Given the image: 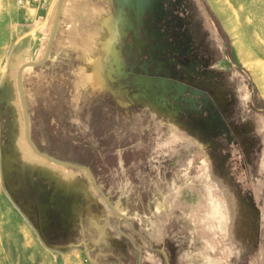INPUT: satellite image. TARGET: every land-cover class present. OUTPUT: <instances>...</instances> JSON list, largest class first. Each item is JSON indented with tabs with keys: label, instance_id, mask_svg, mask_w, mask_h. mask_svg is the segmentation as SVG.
Here are the masks:
<instances>
[{
	"label": "rangeland",
	"instance_id": "rangeland-1",
	"mask_svg": "<svg viewBox=\"0 0 264 264\" xmlns=\"http://www.w3.org/2000/svg\"><path fill=\"white\" fill-rule=\"evenodd\" d=\"M142 2L146 5L137 15L134 11L138 7L133 9L137 24L130 46L123 55L117 54L121 62L103 63L105 69L110 68L116 94L94 90L83 80L78 72L82 55L73 54V46H65L64 42H58L44 65L26 70L32 133L42 146L56 149L63 157L90 156L92 152L84 144L74 146L55 132L56 108L63 99L61 90L67 86L69 104L77 116L86 107L98 104L96 97L102 96L118 108L125 122L133 119L129 129L137 131L139 140L144 137L141 151L126 154L128 159L137 160L133 172L151 170L155 150L162 147L163 139L184 144L195 138L196 150L200 152L197 170H179L171 181L163 174L157 187L148 183L149 189L144 184L141 190L144 198L147 193L157 195L158 209L166 213L179 209L174 214L181 220L180 236L175 234L180 242L177 251L171 241L166 242L172 236L167 225L173 217L163 218L156 211L148 216L140 213L139 200L132 194L138 192L139 185L132 184L126 170L127 174H118L117 185L113 180L115 174L108 178L107 171L102 172L107 191L103 190L138 230L152 238L157 235L155 228L165 229L154 241L156 246L166 249L173 264H264V0ZM13 7L14 0H0V199L6 204L3 216L0 215L4 225L0 229V264H102L97 246L102 249L112 241L118 249L115 261L128 264L129 248L118 237V217L96 191L88 173L36 155L25 139L16 86L20 62L13 58L12 51L26 38L16 42L26 28L15 24ZM42 23L31 30L36 32ZM242 58L246 66L241 65ZM179 75L182 79L176 81ZM181 83L188 85L190 91H198L197 110L190 111L179 100L170 99L171 89ZM75 121L80 130L88 132L87 124L79 118ZM185 126L189 127L190 137L180 132ZM209 126L223 132L224 145L220 149L213 146V133L206 130ZM94 132L87 139L96 147L99 141ZM121 135L120 138L124 137ZM184 149L180 159L190 152L189 147ZM218 157L221 160L215 165L219 172L206 166ZM32 167L36 169V178L47 179L38 176L42 171L52 178V196L48 201L50 208L43 215L42 204L37 202L48 199L47 190L44 193L37 188L34 214L25 218L22 203L17 199H24L27 204ZM138 175L133 173L131 177ZM58 179L64 183L59 185ZM83 199L87 205V237L79 239L77 235L73 243H63L59 240L60 226L68 213L67 204L78 200L83 203ZM75 213L76 220L82 207ZM127 225L123 226L128 235L147 253L146 263L163 264L151 247L147 249L146 235ZM132 258V264H137L138 254Z\"/></svg>",
	"mask_w": 264,
	"mask_h": 264
},
{
	"label": "crops",
	"instance_id": "crops-1",
	"mask_svg": "<svg viewBox=\"0 0 264 264\" xmlns=\"http://www.w3.org/2000/svg\"><path fill=\"white\" fill-rule=\"evenodd\" d=\"M56 2L57 0H45L44 7L40 9L34 5L22 8L14 0L12 13L14 16L13 19H16L15 24L26 28L16 42L22 38H27L25 41V45H27L26 55L20 58V61L18 60L20 65L25 61L39 59L44 54L53 24ZM134 7L132 0H64L59 28L53 42L50 56L58 42H64L65 46H73V54L82 55V64L78 67V72L83 80L87 81L94 90L110 91L116 94L115 82L110 68L105 69L103 63L111 60L118 62L120 58L117 54L123 55L129 48L131 38L130 28L132 23L133 25L137 24V22L133 21L132 16ZM215 12L219 16L221 15L217 7L215 8ZM40 21H43L40 29L36 32L31 30ZM114 54L117 57L116 59ZM241 65L246 66L243 58ZM95 72L98 75H95ZM99 77L101 78L100 80ZM208 156L210 157L209 153ZM36 174L35 167H32L31 173L29 174L32 179L29 180L30 183L28 184L27 204L24 203V199H17L22 203L21 206L23 207L25 218L34 214L37 203L42 204L40 210L41 213L43 212V215L50 208L48 201H50V197L52 196V178L43 171L38 173V176H44L47 179L36 178ZM63 183L64 180L58 179L59 185ZM69 186L76 188L75 185ZM37 188L40 190L43 189L42 191L44 193L47 190V200H39L36 203L34 196ZM82 202L80 203L78 200L67 204L68 213L66 219L63 221V223L65 222L66 228H77L73 224L78 225L79 221L82 224L86 220L87 205H85L86 201L84 199ZM92 204L98 206L97 201H93ZM4 207H6V204L3 199H0V215L2 216ZM80 207H82V213L80 215L77 214L78 216L75 220V210H79ZM74 220L75 222H73ZM0 222V229L3 230L4 225L1 220Z\"/></svg>",
	"mask_w": 264,
	"mask_h": 264
},
{
	"label": "trees",
	"instance_id": "trees-1",
	"mask_svg": "<svg viewBox=\"0 0 264 264\" xmlns=\"http://www.w3.org/2000/svg\"><path fill=\"white\" fill-rule=\"evenodd\" d=\"M69 90L70 89L67 86H64V88H62L61 90L62 97L60 96V98L63 99L62 101L60 99L61 104L59 105L58 108H56L57 112L55 114L58 125V129L55 130L56 135L62 140L65 139L64 141L71 142L74 146L78 144H84V146H86L93 154L90 153V156L86 159H78V158L69 159L59 154L56 149H52L48 146L47 147L42 146L33 135L34 141L36 142L37 146L42 151H45L61 159H65L79 164L88 165L89 167H91V169L97 176L99 183L103 186L105 191L107 190L106 187L104 186V182L102 181L105 179L100 176L101 173L107 171L108 178L110 174L111 175L115 174L114 176L116 177H114L113 180L117 185L119 183L118 181L120 180L119 179L117 181L118 174L119 173L127 174L125 173L126 170L129 174L130 177L129 179L132 182V184L139 185L138 192L137 191L132 192L135 198L139 200L140 205L138 211H140V213L145 215H151L153 211H156V213L161 214L163 218H165L166 216L173 217L172 219L175 220V222L172 223L170 221V223L166 225L169 227L171 232L176 231L175 234L177 235V237L180 236L179 233H181L180 231L181 220L175 218L174 216V214L178 213L179 209H175L176 210L175 211L173 209L174 207L173 206L172 210H174L175 212L169 211L166 213V211H164L163 209L161 208L158 209L159 199L157 195L155 196L152 193L150 194L147 193L146 194L147 197L144 198L141 190L142 187H144V184H145V188L147 189L148 183L152 184L153 188L155 187V185L157 187L159 177L163 176V174H167L166 179L171 181L179 170L187 171L189 173H193V171L197 170L199 166L197 167L196 162L197 159H199L200 152L196 150L195 138H190V140L188 139V142L184 144H180V142L179 144L175 143L172 140H170V138L165 140L163 139L162 147L160 148L158 147L155 150L156 153L154 151L156 159L153 160V162L151 161L150 163L152 167L151 170L145 171L143 168L138 169L137 171L139 173L138 177L137 176L131 177L133 173H137L136 171L133 172L134 171L133 168L137 160H135L134 158L128 159L126 157V154L127 153L134 154L137 151H141L142 150L141 144H143L144 142L143 136L139 140L137 131L136 130L134 131V129L133 130L129 129V127L130 128L132 127L131 125L133 119L129 120L130 121L129 123L125 122V117H123L119 113L118 108L116 106H113L112 103L105 101L102 96L96 97L98 104L95 103L91 107H86L85 111L81 115L77 116L74 108L69 104L71 97ZM76 118H79L82 124H87L89 126L88 132L87 131L84 132L82 129L80 130L79 123L75 121ZM231 128L232 127H229V129ZM206 130L209 132L211 131L213 133L214 136L213 146H216L217 149H220L224 145L222 140L223 138L222 130L220 128L211 129V126H209V128H206ZM92 131L93 132L95 131L94 133H96L99 141L96 147H94L91 144L90 140L87 139L92 135ZM180 132L185 137H190L189 127L187 126L183 127L182 130H180ZM120 135L124 137L120 138ZM183 140H185V138ZM138 142H140V145H138ZM185 147H189L190 152L186 154L185 158L180 159L181 158L180 154L181 152L185 151L184 149ZM208 151L209 150H207V152ZM141 158L142 156L140 157V159ZM108 159L112 161L109 164L105 162V160ZM218 159L221 160L220 157L215 158L213 162L211 160L210 164L206 166L208 167L212 166L214 169H216L219 172V169L215 165ZM176 168L178 169L176 170ZM123 178H125V176ZM125 198L123 197V199ZM172 205L173 204H171V206ZM49 240L54 241L52 238H49Z\"/></svg>",
	"mask_w": 264,
	"mask_h": 264
},
{
	"label": "water",
	"instance_id": "water-1",
	"mask_svg": "<svg viewBox=\"0 0 264 264\" xmlns=\"http://www.w3.org/2000/svg\"><path fill=\"white\" fill-rule=\"evenodd\" d=\"M63 3H64V0H57L53 24H52L51 31H50V34H49V37L47 40L46 48H45V51H44V54L42 55V57L39 59H35V60L25 61L21 65H19V67L17 69L16 84H17V92H18V96H19V101H20L21 108H22V116H23V120H24V136H25V139H26L29 147L34 151V153L36 155L43 157V158L49 160L51 163L59 165V166L72 167V168L86 170L88 172L90 178L92 179V182H93L96 190L98 191V193H100L103 196V198L106 200V202L111 207L113 212L116 215H118L120 218L124 219L125 214L122 211L118 210L116 205L111 201L109 195H107L105 193V191L103 190V188L99 185L95 174L93 173V171L91 170V168L89 166L77 164V163L67 161V160H63V159L57 158L55 156H52V155L48 154L47 152H43L38 148V146L36 145V143L34 142V140L32 138L31 115L29 112V107H28V102H27V97H26V91H25V73L29 67L35 68V67H39L41 65H44L46 63V61L50 58V53H51V49L53 46V42H54L55 37L57 35V31H58L59 24H60V17H61V12H62V8H63ZM134 5L136 7H138L134 11L137 15L138 12L142 10V7H144L146 5V3H143L142 0H139V1L134 0ZM130 29H131V34H132V30L134 29L133 23H132V26ZM156 29L159 30V27H156ZM140 30H142V27H140ZM161 36L164 37V33H161ZM26 39L27 38H25L21 42H24V44H25ZM131 49H132V47H131ZM119 62H121V61L119 60ZM117 67H118V65H117ZM208 74L210 75L209 72H208ZM180 79H182L180 75L178 77H176V81H178ZM181 84L182 85H180L179 87H173L171 89L172 94L170 96V99H173L174 101L179 100L180 102H182V105L186 109H189L190 111L197 110V104H198V101L200 100V97H198V91H193V90L190 91L188 88V85H186L185 83H181ZM173 92H175V93H173ZM199 112L202 113V110ZM4 168H5V165H4ZM10 193H11V191H10ZM11 196H12V194H11ZM120 231L122 234L126 235L124 231H122V230H120ZM138 251L141 253L140 248H138ZM159 251L163 254L166 262L168 264H171L166 251L164 249H159ZM140 261H141V257H139V264H140Z\"/></svg>",
	"mask_w": 264,
	"mask_h": 264
},
{
	"label": "flooded vegetation",
	"instance_id": "flooded-vegetation-1",
	"mask_svg": "<svg viewBox=\"0 0 264 264\" xmlns=\"http://www.w3.org/2000/svg\"><path fill=\"white\" fill-rule=\"evenodd\" d=\"M194 28V26L192 27ZM195 29V28H194ZM30 112V111H29ZM31 134H32V138H33V133H32V130H31ZM34 140V138H33ZM35 142V141H34ZM36 143V142H35ZM37 145V144H36ZM39 148V147H38ZM40 149V148H39ZM41 150V149H40ZM42 151V150H41ZM45 152V151H43ZM49 154V153H48ZM51 155V154H50ZM54 156V155H52ZM56 157V156H55ZM59 158V157H57ZM61 159V158H60ZM65 160V159H63ZM68 161V160H67ZM75 163V162H74ZM78 164V163H77ZM83 165V164H81ZM88 166V165H86ZM91 168V167H90ZM84 170V169H83ZM92 170V169H91ZM86 171V170H85ZM93 171V170H92ZM87 172V171H86ZM88 173V172H87ZM94 173V172H93ZM95 174V173H94ZM89 175V174H88ZM96 176V175H95ZM90 177V176H89ZM91 179V178H90ZM96 179L98 181V178L96 176ZM92 181V179H91ZM99 183V181H98ZM93 184V182H92ZM99 185L101 186V184L99 183ZM94 186V184H93ZM95 187V186H94ZM102 187V186H101ZM103 188V187H102ZM96 189V188H95ZM104 189V188H103ZM97 191V190H96ZM98 192V191H97ZM99 195L103 198V196L99 193ZM104 199V198H103ZM111 199V198H110ZM104 201L106 202V200L104 199ZM112 201V200H111ZM113 202V201H112ZM114 203V202H113ZM107 206L110 208V210L113 212V210L111 209V207L108 205V203L106 202ZM115 204V203H114ZM114 213V212H113ZM115 214V213H114ZM125 214V213H124ZM116 215V214H115ZM118 217V222H117V227H118V237L120 239V241L122 243H126V246L127 248H129V261H128V264H132L133 262V254H138V263L139 264V257H141V261H140V264H147L146 263V260H145V255L147 254L145 252L144 249L140 248L141 249V253L138 251V246L137 244L134 242V240L128 235V232L125 230V227L123 226L124 224H128L127 226H129L130 230L134 231V232H139L141 231L142 233H144L146 235V241H147V249L150 250V247H151V250L152 251H155V253H157L160 258H161V261L163 262V264H168L163 256V254L159 251V249H164L166 251L165 248L163 247H158L156 246L157 244H155L156 242L154 241L155 238L161 236L160 233H164L165 232V229L162 228V230L160 229V231H158V228H155V232L157 233V235L155 236H152V238L149 236V234L147 232H144L143 230H138L134 225L133 223L127 218L126 214H125V218L122 219L120 218L118 215H116ZM145 216H148V215H145ZM170 217V216H168ZM172 223L175 222V220H170ZM177 221V220H176ZM63 225L60 226V232L62 234V236L59 238V240L63 243H73L74 241V238H76L77 235H79V239H84L87 237V233H84L85 230H88V226H87V222L84 221L82 222V224H80V221H79V224L76 225V224H73L74 227H77V228H73V229H70V228H66L65 227V223H62ZM168 228V227H167ZM124 231L125 234L127 235H124L121 233V231ZM70 231V232H68ZM167 231L172 234V236H170V238L168 239L167 237L166 238V242H169L171 241V243L176 247V251H177V246H179V242H178V238L176 237L175 233L176 231H170V229L168 228ZM81 232V233H80ZM72 237H69L70 235ZM82 234V235H81ZM154 235V234H153ZM81 236V237H80ZM83 237V238H82ZM158 239V238H157ZM81 241V240H80ZM111 244H109L108 246H104L102 249H100V247L97 246V248L99 249L98 253L101 255L100 257V260L102 261V264H118L117 261H115V253L117 252V245L114 243V241L110 242ZM116 245V246H115ZM96 248V246H95ZM125 249V248H124ZM148 252V251H147ZM167 255H168V252L166 251ZM169 257V255H168ZM169 261L171 264H173V259L169 257ZM122 264V263H121Z\"/></svg>",
	"mask_w": 264,
	"mask_h": 264
},
{
	"label": "bare ground",
	"instance_id": "bare-ground-1",
	"mask_svg": "<svg viewBox=\"0 0 264 264\" xmlns=\"http://www.w3.org/2000/svg\"><path fill=\"white\" fill-rule=\"evenodd\" d=\"M57 3V2H56ZM21 41V40H20ZM26 46L27 45H25L24 44V42H20V43H18V45L16 44V46L13 48V51H12V56H13V58L17 61V60H19L20 61V58H22V57H24L26 54ZM28 50V49H27ZM27 60V59H26ZM24 61V60H23ZM22 61V62H23ZM12 63H13V61H12ZM96 74L95 75H98V73L97 72H95ZM261 77V76H260ZM101 78L99 77V80H100ZM263 79H264V76H263ZM15 82V81H14ZM263 85V84H262ZM16 86H17V84H16ZM22 109V108H21ZM23 123H24V120H23ZM26 147V146H25ZM32 150V149H31ZM33 151V150H32ZM263 164H264V156H263ZM8 191V190H7ZM8 193L11 195V193H10V191H8Z\"/></svg>",
	"mask_w": 264,
	"mask_h": 264
},
{
	"label": "built area",
	"instance_id": "built-area-1",
	"mask_svg": "<svg viewBox=\"0 0 264 264\" xmlns=\"http://www.w3.org/2000/svg\"><path fill=\"white\" fill-rule=\"evenodd\" d=\"M16 2L22 8L34 5L41 9L45 5V0H16Z\"/></svg>",
	"mask_w": 264,
	"mask_h": 264
}]
</instances>
